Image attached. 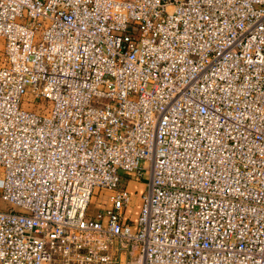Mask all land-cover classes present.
<instances>
[{"label":"built area","instance_id":"1","mask_svg":"<svg viewBox=\"0 0 264 264\" xmlns=\"http://www.w3.org/2000/svg\"><path fill=\"white\" fill-rule=\"evenodd\" d=\"M0 200V264H264V0H0Z\"/></svg>","mask_w":264,"mask_h":264},{"label":"rangeland","instance_id":"2","mask_svg":"<svg viewBox=\"0 0 264 264\" xmlns=\"http://www.w3.org/2000/svg\"><path fill=\"white\" fill-rule=\"evenodd\" d=\"M40 104L45 105L46 104V100L41 99L39 101ZM27 105V101H25V103H23V107L26 108ZM123 178L125 179V186L126 188L129 189V191L132 194V200L130 203V206L127 209V217L131 218L132 220H136L139 212L141 210V206L143 203V192L145 191V188L147 186V178H141V179H133L130 178L128 175H126L125 173H123ZM106 199L104 190H97L91 200L90 206H89V212L88 214H93L95 213L98 209H100L101 207H103L104 202ZM0 205L3 208H10L11 205L6 202V201H1L0 200Z\"/></svg>","mask_w":264,"mask_h":264}]
</instances>
